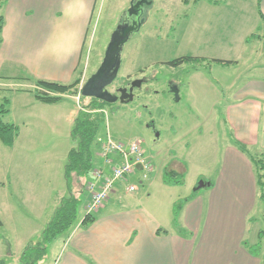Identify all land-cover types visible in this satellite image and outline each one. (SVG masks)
<instances>
[{"label":"crops","instance_id":"0c3cea01","mask_svg":"<svg viewBox=\"0 0 264 264\" xmlns=\"http://www.w3.org/2000/svg\"><path fill=\"white\" fill-rule=\"evenodd\" d=\"M97 3L98 0L2 2L0 10L5 24L0 41V88L13 89L11 102L22 100L21 115L29 121L27 125L23 122V127L28 129L31 123L35 126L32 138H25L31 139V143L37 140V135L47 124L56 130L57 125L67 120L71 133L79 108H64V100L55 104L39 101L26 90L35 87L33 82L20 77L72 83L81 64ZM261 6L264 12V0H261ZM254 33L260 37L248 42L247 38ZM262 36L261 26H258L238 38L236 58L231 65L239 69L244 63L247 69L238 75L240 79L224 86L227 91L221 96L224 132L232 135L231 142L226 144L230 147L214 176L203 179L207 189L185 204L178 221L172 214L175 198L170 188L174 185L166 184L163 177L160 181L151 177L141 182V175L134 173L116 186L89 224H83L89 201L85 188L80 221L50 245L48 257L40 264L264 263L260 251L257 255L254 253V241L248 240L260 187L250 155L239 147L243 144L253 155L264 154V63L255 64L253 55L250 58L242 56L245 46L264 42ZM259 52L258 58L264 61V49ZM11 114H14L12 110ZM10 122L18 127L21 125L16 120ZM20 137L21 129L13 148ZM25 144L28 150L34 145ZM68 149L69 153L71 147ZM99 149L96 148L97 162ZM148 158L152 162V157ZM130 183L137 185L135 192L128 191ZM14 186L16 189L15 183ZM23 186L26 190L24 198L37 212V205L45 199L40 182L24 181ZM50 192L47 190L48 198L51 196L50 204L43 209L47 212L50 208V213L44 224L35 230L37 234L66 195V184L58 190L55 186ZM28 218L33 222L38 219ZM16 225L17 229L21 228L20 223Z\"/></svg>","mask_w":264,"mask_h":264},{"label":"rangeland","instance_id":"374dc122","mask_svg":"<svg viewBox=\"0 0 264 264\" xmlns=\"http://www.w3.org/2000/svg\"><path fill=\"white\" fill-rule=\"evenodd\" d=\"M259 1L150 0L151 12L146 23L122 49L118 76L108 90L118 94L119 88L129 87L137 79L145 82L135 88L133 101H117L105 108L106 123L96 140V148L100 147L107 133L124 142L138 139L146 155L152 157L154 167L145 181L151 177L160 181L166 171L177 172L179 177L183 174L184 183L170 188L175 198L172 214L176 203L194 194L203 178L214 176L230 147L226 144L231 142L232 135L224 132L221 96L227 91L224 86L240 79L238 75L247 66L243 63L238 69L231 64L215 62V59L234 61L238 38L258 26H261L264 38ZM130 2L98 0L78 68L82 73L79 92L65 96L73 98L64 99V108H79L80 111L83 105L91 103L90 97L81 98V86L103 61L111 36ZM164 4L160 11L162 6L159 8V5ZM245 47L242 56L250 58L253 55L255 64L264 63L258 58L259 51L264 49L263 41ZM190 55H200L202 60L176 67L167 64ZM174 82L180 87L178 98L172 91ZM22 107V100L10 102L14 114L10 112L6 117L8 121L16 120L21 124L18 145L9 147L0 140V217L4 221L0 226V260L5 259L8 264H19L22 249L30 241L41 238V233L37 234L35 230L44 224L50 213V208L47 212L43 210L50 204L51 196L48 198L47 190L51 194L50 190L55 186L57 190L65 187L68 148L74 145L67 120L57 125L56 130L47 124L33 143L31 139H25L32 138L35 126L31 123L28 129L23 127V122L27 125L29 121L23 119ZM25 142L34 145L28 150ZM142 173L138 171L136 174ZM24 181L30 184L40 182L45 199L37 205V212L23 196L26 191ZM206 189L198 191L203 194ZM259 189L260 198L248 240L254 241V249L260 251L264 260V189ZM28 217L38 219L33 222ZM19 223L21 228L17 229ZM260 241L261 247L257 248Z\"/></svg>","mask_w":264,"mask_h":264},{"label":"trees","instance_id":"16d2710c","mask_svg":"<svg viewBox=\"0 0 264 264\" xmlns=\"http://www.w3.org/2000/svg\"><path fill=\"white\" fill-rule=\"evenodd\" d=\"M194 1L197 2L199 0ZM208 1H210V3L215 2V0ZM2 2L3 0H0V7L2 6ZM185 2H188V0H185ZM259 14L264 21L261 0L259 1ZM4 24L5 18L3 15H0V41ZM257 37H260V35L254 33L247 38V41L249 42L251 39ZM197 60H202V58L184 56L169 61L167 64L176 67ZM215 62L222 64L234 63L233 61L221 59H215ZM81 74L82 73L79 72V69H76V78L69 84L33 79L32 77L20 78L33 82L35 87L26 90L32 92L39 101L55 104L63 101L65 99L64 95L78 94L79 85L81 84ZM11 91H13L11 88H0V140L9 147H12L15 144L19 133L18 125L6 120V117L11 112V98L9 94ZM49 92L54 94H50ZM81 98L85 99V96L81 95ZM91 100V103L83 105L82 109L78 112L71 129V137L74 145L68 153L67 162L64 167L67 193L62 198L60 204L56 207L52 216L41 231V238L37 241H30L22 249L19 256V264H40L48 257L50 245L60 236L68 233L81 219V212L85 203V188L87 187L91 174L98 163L96 157V140L100 136V132L106 123L105 108L111 104L95 97L91 98ZM239 147L250 155L251 160L255 165L258 185L260 188L264 189V154L259 156L253 155L243 144H239ZM182 175L179 177V173L177 172L166 171L163 175V181L168 185L174 186L182 184L184 183V175ZM198 190L199 189L196 188L194 194L176 203L173 212L176 221H178L180 217L182 208L188 201L197 195L199 192ZM93 220L94 215L86 213L83 224H89ZM2 225L3 220L0 217V226ZM259 236L263 238L262 234ZM256 246H258L257 248H260L261 241L256 244ZM253 250L257 255L259 250H256V248H253ZM0 264H8V262L5 259H1Z\"/></svg>","mask_w":264,"mask_h":264},{"label":"built area","instance_id":"2783aa9c","mask_svg":"<svg viewBox=\"0 0 264 264\" xmlns=\"http://www.w3.org/2000/svg\"><path fill=\"white\" fill-rule=\"evenodd\" d=\"M98 156L99 161L86 187L89 193L87 214L97 213L110 199L120 182L127 181L131 175L138 171H143L140 181H145L154 168L146 155L142 142L138 139L124 142L107 133L100 145ZM139 165L141 168H138ZM127 189L130 192H135L137 185L130 183Z\"/></svg>","mask_w":264,"mask_h":264},{"label":"water","instance_id":"95a60500","mask_svg":"<svg viewBox=\"0 0 264 264\" xmlns=\"http://www.w3.org/2000/svg\"><path fill=\"white\" fill-rule=\"evenodd\" d=\"M138 2L136 5H132L128 10L132 13L133 9L138 7ZM136 19L131 25L126 23L119 24L115 31L113 32L110 42L106 48L103 61L100 66L93 73L87 81L81 87V93L85 97L98 98L104 100L108 103L120 102H130L135 98L134 90L135 88L141 87L143 84V79H137L131 83L130 88L123 87L119 89L120 95L112 93L108 90L110 86L117 78L121 64H122V49L130 37L139 32L144 24L145 18H140V13L137 12ZM172 91L175 93L176 97H179L180 87L176 83L172 85ZM138 168H141L139 165ZM206 183L201 180L198 184V189L204 188Z\"/></svg>","mask_w":264,"mask_h":264},{"label":"flooded vegetation","instance_id":"af4514ba","mask_svg":"<svg viewBox=\"0 0 264 264\" xmlns=\"http://www.w3.org/2000/svg\"><path fill=\"white\" fill-rule=\"evenodd\" d=\"M138 2H140V4H138V7H136V8H134L132 11V13H129V9L131 8V6L132 5H136ZM152 6V4H150V0H131V2H130V6L126 9V11L124 12V14H123V16H122V18H121V20H120V23L119 24H122V23H126V24H128V25H131L132 23H133V21L136 19V14H137V12L138 13H140V15H141V19L142 18H145V21H144V24L146 23V21H147V17H148V15L150 14V12H151V9L149 8L150 6ZM162 6V7H161ZM163 6H165V4L164 5H159V8L161 7V9H160V11L163 9ZM159 11V10H158ZM159 11V12H160ZM144 24H143V26H144ZM143 26H142V28H143ZM141 28V29H142ZM141 31V30H140ZM141 79V78H140ZM145 82V80L143 79V83ZM130 86H131V83H130ZM130 86L129 87H127V88H130ZM120 89V88H119ZM118 95H120V92H118Z\"/></svg>","mask_w":264,"mask_h":264}]
</instances>
